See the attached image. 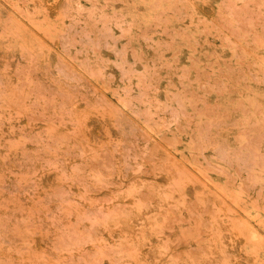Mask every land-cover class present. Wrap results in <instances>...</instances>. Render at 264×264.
Instances as JSON below:
<instances>
[{"label": "rangeland", "instance_id": "obj_1", "mask_svg": "<svg viewBox=\"0 0 264 264\" xmlns=\"http://www.w3.org/2000/svg\"><path fill=\"white\" fill-rule=\"evenodd\" d=\"M0 264H264V0H0Z\"/></svg>", "mask_w": 264, "mask_h": 264}]
</instances>
